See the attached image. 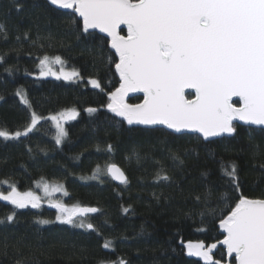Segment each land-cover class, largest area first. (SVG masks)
I'll return each mask as SVG.
<instances>
[{
  "label": "trees",
  "instance_id": "trees-1",
  "mask_svg": "<svg viewBox=\"0 0 264 264\" xmlns=\"http://www.w3.org/2000/svg\"><path fill=\"white\" fill-rule=\"evenodd\" d=\"M46 61L78 80L46 74ZM118 65L110 40L86 30L76 8L0 0V264H209L188 254L194 244L217 245L209 258L235 264L220 226L243 202L264 201V127L233 123L231 135L204 139L128 125L109 110ZM69 112L60 134L49 119ZM112 165L121 186L107 176ZM41 184L96 214L80 228L55 222V209L2 199Z\"/></svg>",
  "mask_w": 264,
  "mask_h": 264
},
{
  "label": "water",
  "instance_id": "water-1",
  "mask_svg": "<svg viewBox=\"0 0 264 264\" xmlns=\"http://www.w3.org/2000/svg\"><path fill=\"white\" fill-rule=\"evenodd\" d=\"M48 1L67 9L75 3L86 30L110 40L121 83L109 110L128 125L204 139L231 135L233 123L264 127V0ZM187 93L194 99L187 101ZM134 94L144 101L126 106ZM107 176L117 186L126 181L115 165ZM95 214L81 207L76 217ZM229 220L220 226L227 260L264 264V201L243 202ZM216 247L204 254L209 264H216L208 255Z\"/></svg>",
  "mask_w": 264,
  "mask_h": 264
},
{
  "label": "rangeland",
  "instance_id": "rangeland-1",
  "mask_svg": "<svg viewBox=\"0 0 264 264\" xmlns=\"http://www.w3.org/2000/svg\"><path fill=\"white\" fill-rule=\"evenodd\" d=\"M75 6V3H72V8H75ZM55 65V61H46L42 65L43 71L48 75L53 74L54 76H58L69 82H74L78 80L76 73L65 70L62 71L61 68H59L60 72L53 73ZM125 101L126 98L124 99V104H126ZM126 106L128 105L126 104ZM74 118L75 114L69 112L51 117L49 120L52 122L56 130L60 134H62L64 125L67 122L73 120ZM36 122L37 121L35 120L34 123ZM65 197L66 194L61 186L57 184H41L37 187L36 192L27 193L24 195L17 194L15 192H9L7 195H4L2 199L11 202L14 206L18 208L33 207L35 209H38L43 206L47 207L48 209H54L55 205L64 206L67 208L65 213H61L55 210V222L66 225H77L80 228L86 227L87 224L84 221L85 219H80L76 217L78 208L75 206H68L64 204L63 200L65 199ZM44 223L46 222H42V224ZM225 223H230V220H226ZM187 251L189 254V252H206L207 250L200 245L194 244L189 245Z\"/></svg>",
  "mask_w": 264,
  "mask_h": 264
},
{
  "label": "flooded vegetation",
  "instance_id": "flooded-vegetation-1",
  "mask_svg": "<svg viewBox=\"0 0 264 264\" xmlns=\"http://www.w3.org/2000/svg\"><path fill=\"white\" fill-rule=\"evenodd\" d=\"M207 251H208V250H207ZM207 251H206V252H207ZM206 252H198V251H196V252H194V253L189 252V255H191L192 257L197 258V259H199V260L205 262V256H204V254H205ZM208 254H209V252H208Z\"/></svg>",
  "mask_w": 264,
  "mask_h": 264
}]
</instances>
